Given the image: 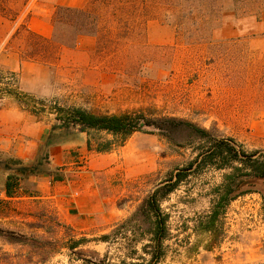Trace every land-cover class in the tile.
<instances>
[{"label":"rangeland","instance_id":"obj_1","mask_svg":"<svg viewBox=\"0 0 264 264\" xmlns=\"http://www.w3.org/2000/svg\"><path fill=\"white\" fill-rule=\"evenodd\" d=\"M4 5L0 18L54 11L46 0H4ZM135 10L143 9L126 0H99L93 9L94 16L103 17L96 28V55H73L59 67V44L33 37L23 27L10 43L24 57L51 66L44 84L54 90L47 97L25 92L15 96L19 101L0 94V139L15 132L24 138L23 153L30 154L20 158L0 151V157L31 165L56 124L58 108L138 112L152 126L126 139L90 130L50 150L48 176L69 184V204L85 189L97 195L95 214L79 225L64 218L66 203L44 195L38 176L18 178L15 197L7 198L9 173L0 168V264L149 260L142 249L150 244L151 225L125 222L179 173L185 178L160 203L169 216L170 236L157 264H264L259 192L226 207L216 222L217 242L203 230L216 190L231 170L201 156L213 140L264 152V0H166L160 7ZM10 101L25 115L20 123H11L5 112ZM44 131V141L30 153ZM99 145L110 148L98 152Z\"/></svg>","mask_w":264,"mask_h":264},{"label":"trees","instance_id":"obj_2","mask_svg":"<svg viewBox=\"0 0 264 264\" xmlns=\"http://www.w3.org/2000/svg\"><path fill=\"white\" fill-rule=\"evenodd\" d=\"M99 0H91L84 8H70L58 6L53 12L52 19L55 26V35L51 41L44 40L30 33L49 44H59L61 47H74L77 39L82 35L97 36L96 28L99 25L101 14L94 16L93 9ZM133 7L144 8L160 7L166 0H126ZM5 9L4 0H0V12ZM126 21H129L125 19ZM95 28V30L92 29ZM70 30V31H69ZM73 34L67 37V34ZM0 83L5 88H0L3 96H16L19 99L21 93L18 91V82L14 74L0 73ZM150 121L142 113H125L121 115L96 114L81 108H58L56 124H54L45 141L41 144L37 159L31 165H25L19 160L0 157V168L8 172L4 192L7 198H14L18 178L49 175L53 171L50 150L72 140L80 133L90 130L107 132L114 136L126 139L136 132L151 127ZM200 134L207 136V131L199 130ZM110 145H101L96 149L98 152H106ZM203 162L213 164L220 161L218 169H230L231 172L224 176V183L216 190V200L212 203L207 221L203 227L206 232L214 235V243L218 241V228L216 222L224 215L226 207L237 197L252 192H259L262 197L263 219H264V152L262 151H239L233 145L232 140H213L208 148V152L201 155ZM239 163L240 167L234 164ZM185 174L179 173L178 180L171 184L156 189L140 208L125 223L141 222L151 225L150 244L143 247L145 254L150 255L149 260L144 257H131L132 261L124 264H157L164 256V243L170 236L168 226L169 216L161 210V200L176 190L178 184L183 181ZM168 186V187H167ZM144 219H142V217ZM126 224V225H127ZM107 236L103 237L106 240ZM150 249V251H148ZM157 251V252H155Z\"/></svg>","mask_w":264,"mask_h":264},{"label":"crops","instance_id":"obj_3","mask_svg":"<svg viewBox=\"0 0 264 264\" xmlns=\"http://www.w3.org/2000/svg\"><path fill=\"white\" fill-rule=\"evenodd\" d=\"M46 1L50 4V7L55 10L58 6L84 8L91 0ZM53 12L54 11L50 9L44 10L43 14L37 13L25 17L16 16L0 18V73L14 74L17 78L18 90L23 96L27 95L25 92L36 94L39 97H47L53 94L54 88L44 84L50 80L51 66L48 63L24 57L22 52L19 49L12 48L10 43L16 39V34L22 26L37 37L51 41L55 35V26L52 19ZM97 45V36H79L73 48L61 47L59 49L58 58L56 59V62H58L57 67L63 65L66 60H69L73 55L82 54L87 57L96 55ZM7 97L19 101L15 96ZM9 105L10 108L5 110V112L7 113L8 111L11 114L13 118L11 123H20V120L22 118L24 119L25 115L20 112V109L15 103L13 105L10 101ZM0 113H4V110H0ZM44 132V135L42 134L37 137V146L29 144L31 145L30 153L33 152L34 147L40 146L44 141L46 131ZM23 140L24 138H22V136H17V134L13 132L12 136L0 139V151L14 153L20 158H28L30 154L23 153L25 149ZM29 145L28 147H30ZM35 180L39 182V188L44 195H47V198L59 199L67 204L66 206L68 207L63 208L64 218L67 221L75 222L79 225L83 220L95 214L94 212L97 210L98 202L96 198L97 195L92 188L85 189L81 198L73 199V203L69 204L67 201L69 197L72 196L69 184H66L64 181L53 182V179L48 175L38 176Z\"/></svg>","mask_w":264,"mask_h":264}]
</instances>
